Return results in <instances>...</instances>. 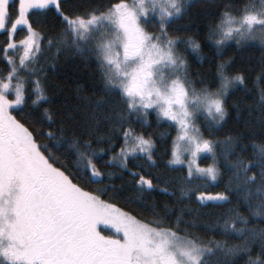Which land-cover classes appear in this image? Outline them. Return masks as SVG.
Returning a JSON list of instances; mask_svg holds the SVG:
<instances>
[{"label":"snow or ice","instance_id":"1","mask_svg":"<svg viewBox=\"0 0 264 264\" xmlns=\"http://www.w3.org/2000/svg\"><path fill=\"white\" fill-rule=\"evenodd\" d=\"M13 3L18 5L15 11ZM191 4L192 0H0V32L6 36L0 59L8 68L0 73V264H236L241 254H247L245 264H264V227L250 225L238 207L198 225V215L189 219L183 209L149 204L154 192L175 193L147 169L137 166L140 170L133 171L130 166V160L157 163L156 141L134 127L150 126L152 110L158 122L169 121L176 131L168 164H186L177 202L195 196L203 207L230 204L227 192L209 194L197 186L198 180L216 183L226 174L231 191L245 194L250 215L264 220V142L253 144L247 158L244 137L206 139L197 123L203 118L211 135L229 115V93L246 87V72L235 67L234 56L224 53L232 44L242 49L257 41L264 49V0H223L209 14L214 23H209L204 38L213 46L210 59L218 61L210 79L193 73L179 51L183 46L204 59L200 39L173 27ZM52 9L58 13L60 30L46 36L30 16ZM20 27L26 34L17 40ZM42 42L54 48L57 57L70 53L95 61L102 95L96 100L83 97L86 111L80 106L53 110L48 74L38 71ZM260 63L256 82L264 84V59ZM258 94L257 118L264 133V87ZM37 109L42 117L31 129L17 118L23 114L33 119ZM40 136L55 142L64 160L74 161L71 171ZM117 136L122 140L118 152ZM202 154L211 156L210 166H200ZM101 165L119 166L121 176L131 177L133 195L127 196V203L140 208V215L102 198L127 194L117 189L114 173L102 171ZM75 181L103 186L102 194L86 191ZM101 225L114 231L105 234ZM198 228L219 230L222 239H206ZM237 237L242 243L231 242ZM254 245L260 250L255 258Z\"/></svg>","mask_w":264,"mask_h":264},{"label":"trees","instance_id":"2","mask_svg":"<svg viewBox=\"0 0 264 264\" xmlns=\"http://www.w3.org/2000/svg\"><path fill=\"white\" fill-rule=\"evenodd\" d=\"M223 0H215V3L208 5L205 0H194L189 6L188 14L178 19L176 24L173 25L175 29L180 30L182 35H192L200 39L203 49V61L199 60L190 49H186L181 46L179 51L185 55L192 66L193 73L199 72L205 78H211L215 74V64L217 60H211L210 57L213 53V46L204 38L209 23L214 21L209 19V14L217 11ZM239 3V0H237ZM13 11L18 8V5L13 3ZM33 26L37 30L42 31L46 36H56L59 33L60 25L58 20V13L54 9L48 11H41L39 15H31ZM26 31L21 30L17 33L16 39L23 38ZM5 34L0 35V46L5 45ZM42 56L40 58L39 69H43L47 72V86L48 95L54 100L52 105L53 110L59 107H76L80 106L85 111L87 105L83 100V97H89L92 100L99 99L102 95L103 84L99 77V70L96 67L95 61L91 58L85 60V58L79 55H73L70 53H61L59 57L56 55V50L49 49L48 46L42 42ZM225 57H235V67L237 69L244 70L246 72V87L241 86L238 89H234L229 93L226 104L228 106L229 115L223 125L216 129H212V134H209L207 124L203 118L198 119V126L204 133L206 139H219L224 140L226 136L244 137V143L248 145L245 151V156L251 158L252 145L255 143L264 142V133L258 120V108H259V94L258 88L264 87V84L256 82V77L261 70V60L264 59V49H262L257 42H251L247 47L237 49L235 44L230 45L224 53ZM54 65V66H53ZM8 70L6 61L0 59V73H6ZM249 109H252V114H249ZM31 112V108H29ZM14 114H16L14 112ZM33 119H29L23 114L17 115V118L26 123L30 129L37 119L42 117V110L37 109L32 113ZM149 125L134 124V127L138 132H143L145 135H151L156 141L155 159L156 165H150L146 160L131 161L130 166H133V171L147 169V173L159 177V179L167 183L170 192H174L175 196H169L161 192H154L152 198L148 200V203L168 204L175 210L183 209L186 218L193 216H199L197 221L198 225L207 220L212 223L220 218L228 208L238 207L241 213L249 217L250 225H257L264 227V220L260 217L250 215V210L246 207L244 199L245 194L243 192L231 191L228 185V176L225 174L219 182L213 184L211 182L204 183L201 180L197 181V186L202 190H206L209 194H216L220 192H227L230 196L231 203L226 204L224 207H203L201 203L193 196L190 200L184 198L181 202H177L181 196L180 189L184 184V176L186 175L185 168H173L168 164V161L172 159L171 152L173 151V141L175 139L176 131L174 128L169 127V122L159 121L155 115V112L150 111ZM72 131L79 132L78 128H72ZM102 131L107 133V128H102ZM34 132L39 136L40 129L38 126L34 128ZM163 133V136H161ZM42 143L50 144L52 153L59 157L64 164L68 167L69 171L72 170L74 161L64 160V152L62 149L55 145V142H50L46 138L39 137ZM116 148L115 151H119V147L122 144V140L119 136L115 139ZM107 147V144L104 145ZM66 147V145H65ZM218 153L223 152L222 148H217ZM108 154L105 153L107 159ZM211 163L208 159H203L202 166H208ZM102 171L114 173V183L117 189L126 192V196L120 198H113L111 194L104 196L102 194L103 186L89 185L83 181L79 182L86 191L101 192L102 198L109 202L115 203L117 207L122 208L125 211H131L132 214L140 215V208L135 205L127 203V196H132L131 191V177L124 173L121 176V169L119 166H110L105 168L100 166ZM220 167L223 171V161L220 160ZM156 181L154 180V183ZM107 183V182H106ZM123 185V189H121ZM234 187V186H233ZM198 195V193H197ZM253 205L257 203V200L253 198ZM146 219L150 217L147 213H143ZM200 235L206 239H211L213 236L219 240L222 239L219 230L215 233L205 232L201 228L196 229ZM234 243H242L240 238H234ZM259 246H253V258L259 254ZM247 260V254H241L236 257V264H245Z\"/></svg>","mask_w":264,"mask_h":264},{"label":"rangeland","instance_id":"3","mask_svg":"<svg viewBox=\"0 0 264 264\" xmlns=\"http://www.w3.org/2000/svg\"><path fill=\"white\" fill-rule=\"evenodd\" d=\"M194 2V0H192V3ZM34 12H36L37 10H33ZM41 11H45V10H39V12H41ZM21 30H24V31H26L23 27H20V28H18V32L19 31H21ZM150 31L152 30V29H149ZM17 32V33H18ZM1 34H3V32H0V35ZM17 36V35H16ZM21 39V38H20ZM150 111H152V110H150ZM154 112V111H153ZM167 122H169V121H167ZM169 123H171V122H169ZM173 158V157H172ZM203 159H208V160H210L211 161V163L208 165V166H210L211 164H212V159H211V156L209 155V154H202V156H201V159H200V166L201 167H208V166H202V164H201V162H202V160ZM173 168H185L186 169V164L185 165H171ZM212 183V182H211ZM217 183V182H216ZM216 183H213V184H216ZM101 230L105 233V234H109V233H111V232H113L114 230L113 229H110V228H105L103 225H101Z\"/></svg>","mask_w":264,"mask_h":264}]
</instances>
